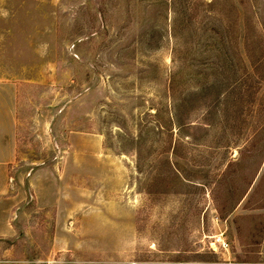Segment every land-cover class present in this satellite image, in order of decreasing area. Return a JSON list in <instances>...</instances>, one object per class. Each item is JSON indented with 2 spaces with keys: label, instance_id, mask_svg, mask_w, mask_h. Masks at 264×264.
<instances>
[{
  "label": "rangeland",
  "instance_id": "rangeland-1",
  "mask_svg": "<svg viewBox=\"0 0 264 264\" xmlns=\"http://www.w3.org/2000/svg\"><path fill=\"white\" fill-rule=\"evenodd\" d=\"M152 262L264 264V0H0V264Z\"/></svg>",
  "mask_w": 264,
  "mask_h": 264
},
{
  "label": "crops",
  "instance_id": "crops-1",
  "mask_svg": "<svg viewBox=\"0 0 264 264\" xmlns=\"http://www.w3.org/2000/svg\"><path fill=\"white\" fill-rule=\"evenodd\" d=\"M133 264H200V263H186V262H152V263H133ZM233 264H250V263H233Z\"/></svg>",
  "mask_w": 264,
  "mask_h": 264
},
{
  "label": "built area",
  "instance_id": "built-area-1",
  "mask_svg": "<svg viewBox=\"0 0 264 264\" xmlns=\"http://www.w3.org/2000/svg\"><path fill=\"white\" fill-rule=\"evenodd\" d=\"M216 241H220V238H218ZM220 245L226 246V244L223 241L220 242Z\"/></svg>",
  "mask_w": 264,
  "mask_h": 264
}]
</instances>
